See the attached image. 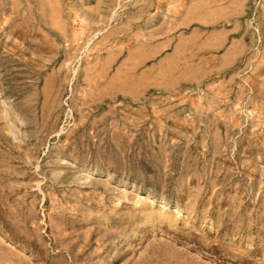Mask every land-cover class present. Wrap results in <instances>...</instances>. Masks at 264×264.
<instances>
[{
	"label": "rangeland",
	"instance_id": "rangeland-1",
	"mask_svg": "<svg viewBox=\"0 0 264 264\" xmlns=\"http://www.w3.org/2000/svg\"><path fill=\"white\" fill-rule=\"evenodd\" d=\"M0 264H264V0H0Z\"/></svg>",
	"mask_w": 264,
	"mask_h": 264
}]
</instances>
